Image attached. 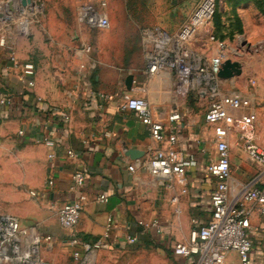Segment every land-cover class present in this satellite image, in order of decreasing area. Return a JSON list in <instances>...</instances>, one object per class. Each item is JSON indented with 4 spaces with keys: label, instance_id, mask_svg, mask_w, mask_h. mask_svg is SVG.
Returning a JSON list of instances; mask_svg holds the SVG:
<instances>
[{
    "label": "crops",
    "instance_id": "crops-1",
    "mask_svg": "<svg viewBox=\"0 0 264 264\" xmlns=\"http://www.w3.org/2000/svg\"><path fill=\"white\" fill-rule=\"evenodd\" d=\"M171 1L166 6L160 1L154 6L150 1L147 12L155 16L165 12L166 17L175 18L173 21H137V26L154 25L175 33L201 0ZM42 30L34 28L33 39L12 40L20 62L30 61L36 66L34 89L21 81L20 71L10 63L8 52L0 50V96L13 100L11 106L0 104V210L9 209L8 213L16 216L22 226H37L53 236L52 245L43 252L50 262L75 264L74 251L68 245L72 236L96 240L111 219V238L98 253L97 264H108L102 259L112 255V248L135 245L139 246V256L158 250L161 260L147 264H185L184 259L173 254L174 246L187 241L193 229L211 220V199L217 185L208 173L217 150L214 128L204 119L207 101L195 94L188 98L176 96L174 77L167 73L148 77L145 60L132 74L134 87L129 91L128 74L105 67L98 71L97 65L94 73L93 51L82 56L76 50L72 57L61 44L58 49L49 48L43 43ZM200 40L202 44L200 38L194 43ZM203 45L209 49L207 41ZM128 96L146 97L154 119L165 126L168 137L175 135L174 149L189 162L180 175L167 177L145 167L151 149L168 148L169 144L156 143L149 128L133 112L121 110ZM177 112L181 119L170 122L169 117ZM66 116L70 119L66 120ZM235 135L230 138L233 178L247 184L258 169L243 153ZM47 139L54 144L47 145ZM70 150L78 152L80 158L68 157ZM49 154L54 158L49 159ZM130 165L136 166L135 172L129 171ZM76 171L86 175L79 189L73 187ZM51 177L55 184L49 187ZM103 194L108 197L105 204L98 201ZM75 200L82 203L84 211L77 228L66 230L58 222L57 211ZM156 220L161 232L145 226ZM129 237L137 238V243L129 245ZM251 237L254 264H264V220L254 221ZM226 264H238V254L230 252Z\"/></svg>",
    "mask_w": 264,
    "mask_h": 264
},
{
    "label": "built area",
    "instance_id": "built-area-1",
    "mask_svg": "<svg viewBox=\"0 0 264 264\" xmlns=\"http://www.w3.org/2000/svg\"><path fill=\"white\" fill-rule=\"evenodd\" d=\"M39 2L36 0L26 6H18L14 20L22 35L31 34V28L40 23L43 10ZM106 9L105 1L97 4L84 2L78 9L77 21L80 26L90 30H108L111 21ZM216 11L217 0H201L189 20L175 33L157 26L144 28L141 40L145 70L148 77L160 73L173 76L174 93L180 98L195 94L206 100L204 119L215 133L217 158L208 167L209 175L217 180L211 199L212 218L206 225L193 229L187 241L177 243L173 254L184 259L185 264H226L227 255L234 251L238 254V264H254L251 231L254 221L264 220V147L256 143L259 114L251 97L236 91H224L221 86L219 74L233 53L229 43L210 33L207 39L209 55L193 48L197 36L211 24ZM0 19L5 22V13H0ZM0 50L8 52L10 63L20 71L21 81L29 89H34L36 66L30 61L20 62L13 41L6 32H0ZM92 51V46L86 44L77 54L89 56ZM91 63L94 70L97 64L95 61ZM0 104L11 106L13 100L1 95ZM121 110L133 112L149 128L156 143L169 144L168 148L151 149L145 167L152 173L167 177L180 175L189 162L174 149L175 135L168 137L165 126L154 119L149 100L146 97L128 96ZM65 118L70 119L68 116ZM180 119L179 112L169 117L170 122ZM233 134L238 136L241 150L258 169L255 178L247 184L238 183L233 178L230 146ZM45 143L49 146L54 144L49 139ZM68 157L79 159L80 154L70 150ZM53 158L54 154H49V159ZM135 170L136 166H129L130 172ZM72 180L75 189L82 188L86 175L76 171ZM54 184V178H49L47 185L52 187ZM31 195L36 196V193L31 192ZM98 201L105 204L108 197L103 194ZM173 201L176 202V199ZM83 211L80 201L65 203L57 211L60 226L75 230ZM145 226L161 232L157 220ZM111 234L112 220L109 219L105 232L96 240L73 235L68 245L74 251V263L97 264L98 253L110 240ZM53 241L51 234L43 233L37 226L24 227L16 216L0 213V264H57L46 260L43 255L45 247L52 245ZM127 243L135 245L137 238L129 237Z\"/></svg>",
    "mask_w": 264,
    "mask_h": 264
},
{
    "label": "rangeland",
    "instance_id": "rangeland-1",
    "mask_svg": "<svg viewBox=\"0 0 264 264\" xmlns=\"http://www.w3.org/2000/svg\"><path fill=\"white\" fill-rule=\"evenodd\" d=\"M99 1L107 3L106 12L111 19V27L108 30L94 31L80 26L77 21L80 5L84 2L97 4ZM150 1L154 6L158 4V1L162 3V6L172 4L171 0ZM150 1L40 0L43 10L40 23L31 28V34L22 35L14 20L22 0H0V13H5V22L0 19V32H6L11 41H14L16 37L33 39L32 30L44 28L43 43L49 48L51 46L53 49H58L61 44L65 47L63 50L67 49L68 54L74 57V52L87 44L93 48V57L98 71L100 67H105L123 75H132L144 65L141 32L147 27L137 26V21H157L161 18L173 21L175 19L166 17L165 12L157 16L147 12V4ZM110 13L113 15L112 18ZM210 33L225 40L233 49L230 61L237 65V73L229 78H221V86L223 90L252 96L259 114L256 143L259 142L264 146V0H217V12L211 24L199 33L196 40L203 39L202 44H205ZM196 42L193 43V48L209 55L207 46H202L201 40ZM100 62L102 65L99 66ZM95 72H97L96 69H94ZM233 138L238 139L236 135ZM30 195L28 194L29 197ZM8 210H0V213L10 215ZM138 248L137 245L114 247L110 250L112 255L104 256L102 260L106 259L108 264H147L161 260L157 254L158 250H155V253L154 250H149L147 255L139 256ZM69 254L70 252H67L66 255L70 260ZM61 257V254L58 255V259ZM55 262L61 264L58 261Z\"/></svg>",
    "mask_w": 264,
    "mask_h": 264
},
{
    "label": "water",
    "instance_id": "water-1",
    "mask_svg": "<svg viewBox=\"0 0 264 264\" xmlns=\"http://www.w3.org/2000/svg\"><path fill=\"white\" fill-rule=\"evenodd\" d=\"M33 1L36 0H22V5L26 6L27 4H31ZM237 65L235 63H231L230 60H228L227 62H225V64L222 67V70L219 74L220 78H229L231 76H233L234 73H237L236 71V67ZM133 83H134V76L133 75H129L126 78V88L127 90H132L133 87Z\"/></svg>",
    "mask_w": 264,
    "mask_h": 264
},
{
    "label": "trees",
    "instance_id": "trees-1",
    "mask_svg": "<svg viewBox=\"0 0 264 264\" xmlns=\"http://www.w3.org/2000/svg\"><path fill=\"white\" fill-rule=\"evenodd\" d=\"M217 12V11H216ZM217 37V36H216ZM217 38H219V37H217ZM220 40H223V39H221V38H219ZM225 41V40H224Z\"/></svg>",
    "mask_w": 264,
    "mask_h": 264
}]
</instances>
